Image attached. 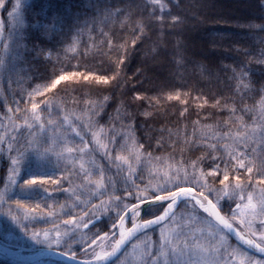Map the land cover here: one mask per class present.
<instances>
[{
  "label": "snow or ice",
  "instance_id": "snow-or-ice-1",
  "mask_svg": "<svg viewBox=\"0 0 264 264\" xmlns=\"http://www.w3.org/2000/svg\"><path fill=\"white\" fill-rule=\"evenodd\" d=\"M85 6L99 10L98 0H88ZM259 6L264 10V0ZM23 8L22 0H14L11 10L0 0V9L7 10L8 16L7 25L0 21V157L6 156L8 161L0 188V215L26 235L37 219L52 222L51 229L33 231L30 239L69 264H132L130 257H136L135 264H264V85L256 93L258 104L252 107L244 104L238 108L235 99L231 107L227 102L221 106L232 127H226L229 121H225L226 130L185 141L194 150L203 147L204 155L187 163L167 164L148 150L151 144L146 146L137 139L133 123L120 133L113 123L105 132L100 119L105 106H110L109 97L99 105L85 101L87 107L79 113L61 107L63 101L56 98L61 87L65 93L74 90L79 83L74 78L89 82L91 73L61 70L43 84L30 86L26 95L17 98L12 93L13 83L35 79L32 69L41 58L51 60L48 45L64 42L56 37L65 35V27L69 32L76 28L66 51L76 50L88 27L87 21L78 27L79 16L54 11L50 17L36 20L32 28L37 35L33 37L25 30ZM167 9L165 0H146L140 10L141 22L132 28L133 47L138 46V39H147L146 29L159 27L163 33L165 27L185 23V18ZM103 13L105 22L124 15L111 5ZM145 16L147 24L142 22ZM248 27L264 31V24L249 23ZM29 40L39 43L30 45ZM107 43L111 49L113 41ZM126 44L117 46L125 58ZM118 63L123 64L124 59ZM258 63L264 65V49ZM232 72L229 79L237 81L234 95L243 104L244 93L251 91L250 71L241 67L239 73ZM118 77L117 70L112 76L93 79L108 84L118 83ZM166 99L180 101L181 93L168 92ZM116 112L120 116L119 107ZM157 146H162L160 141ZM153 160L161 161L162 167L153 170ZM145 164L150 166L147 182L142 179ZM54 193L64 194L72 203H59L57 212L54 203H49L55 201ZM104 215L114 216L111 225L82 238L84 257L79 258L71 241L81 229L95 227ZM157 230L155 238L149 235ZM252 249L260 253L259 258L250 254Z\"/></svg>",
  "mask_w": 264,
  "mask_h": 264
},
{
  "label": "trees",
  "instance_id": "trees-1",
  "mask_svg": "<svg viewBox=\"0 0 264 264\" xmlns=\"http://www.w3.org/2000/svg\"><path fill=\"white\" fill-rule=\"evenodd\" d=\"M93 2L96 3L97 0ZM145 2L146 0H98L97 10V7L85 6L88 0H22L25 30L33 37L37 35L32 28L36 20L50 17L54 11L69 14L71 17L79 16L78 27H84V21L88 22V27L79 37L75 51L66 49L72 43L76 28L69 32L65 27V35L56 37V41L64 42H54V47L48 45L52 51L51 60L41 58V62L32 69L35 79L25 78L19 85L13 83L12 93L17 98L21 94L26 95V91L31 90L30 86L43 84L54 72L59 74L61 70H78L83 75L91 73L93 75L89 82H84L81 77L74 78L79 81L74 84V90L70 88L65 93L61 87L56 97L63 101L61 107L79 113L87 107L85 101L99 105L104 97H109L110 106H105L100 119V123L105 125V132L113 123L117 133L126 131L128 123H133L137 126L135 136L146 146L151 144L148 150L154 156L160 157L161 161L166 160L167 164H177L182 160L187 163L204 155L205 151L203 147L194 150L193 146L185 143L186 140L198 139L214 131L232 127L229 114L222 109V105L227 102L231 107L234 99L238 102V108L244 104L249 107L258 104L260 96L256 93L264 85V65L258 63L261 50L264 49V31L250 28L248 24H264V10L259 6L260 0H165L168 4L167 10L173 15L185 18V23L174 28L165 27L163 33L159 27L154 30L146 29L147 39L142 42L138 39V46L133 47L132 28L134 24L141 22L140 10ZM12 3L14 0H4L7 10H11ZM177 4L179 7H175ZM109 5L113 7V11L116 8L122 9L124 15L113 16L105 22L103 10ZM7 10L0 9L5 25L8 24ZM167 20L171 24V17H167ZM142 22L148 23L146 16ZM109 39L113 41L111 49L107 43ZM125 42L128 52L126 58L123 50L117 51V46ZM32 43H39V40H29V44ZM119 59H124V63L119 64ZM241 67L250 71L248 79L252 82L251 91L244 93L243 104L239 103V95H234L237 81L229 79L233 75L232 69L239 73ZM117 70L118 83L110 81L108 84H98L93 79V76H112ZM3 87L7 89L6 81ZM168 92L181 93V100L168 101ZM137 96L142 99H135ZM185 100L187 103L182 102ZM217 100L220 105H216ZM118 107L120 116L116 112ZM2 113L3 109H0V114ZM225 121H229L226 127ZM194 129L196 131L193 135ZM157 141L162 146L158 147ZM161 161L153 160L152 169H160ZM7 166V157H0V188L7 176ZM149 167L148 164L144 166L142 179L145 182L150 178ZM49 187L51 190L52 186ZM54 197L55 201L49 203H54L57 212L59 203H72L64 194L54 193ZM113 219L112 215H104L95 227L81 229L76 233L71 243L79 258L84 257V252L81 251L82 238L88 239L99 230H108L106 225L110 226ZM55 222L59 224L60 220ZM52 227V222L37 219L29 226L26 235L7 216L0 215V243L30 252L42 248L30 239L31 233ZM60 227L63 231L62 224ZM157 234L158 230L156 233L149 232L153 238ZM14 262L15 260L0 255V264ZM22 262L66 264L55 258Z\"/></svg>",
  "mask_w": 264,
  "mask_h": 264
},
{
  "label": "water",
  "instance_id": "water-1",
  "mask_svg": "<svg viewBox=\"0 0 264 264\" xmlns=\"http://www.w3.org/2000/svg\"><path fill=\"white\" fill-rule=\"evenodd\" d=\"M98 221L99 219L96 220V223ZM249 252L260 256V253L255 252L254 249L249 250ZM0 255L7 259L15 260V261H36L42 258H55L66 264H69V262L64 257L52 256L51 254H49L46 250H43L42 248H37L36 250L27 252L23 248H12L10 246L0 243Z\"/></svg>",
  "mask_w": 264,
  "mask_h": 264
},
{
  "label": "rangeland",
  "instance_id": "rangeland-1",
  "mask_svg": "<svg viewBox=\"0 0 264 264\" xmlns=\"http://www.w3.org/2000/svg\"><path fill=\"white\" fill-rule=\"evenodd\" d=\"M0 21H2L1 16H0ZM250 254L253 255L251 252H250ZM256 257L259 258L260 256L257 255ZM129 259L131 260L132 264H135L136 257H130Z\"/></svg>",
  "mask_w": 264,
  "mask_h": 264
}]
</instances>
